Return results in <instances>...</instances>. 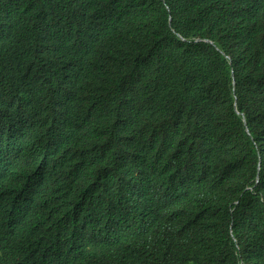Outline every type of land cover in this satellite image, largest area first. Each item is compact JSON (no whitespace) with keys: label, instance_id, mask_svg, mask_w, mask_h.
Listing matches in <instances>:
<instances>
[{"label":"trees","instance_id":"1","mask_svg":"<svg viewBox=\"0 0 264 264\" xmlns=\"http://www.w3.org/2000/svg\"><path fill=\"white\" fill-rule=\"evenodd\" d=\"M21 111L39 264H264V0H0V152Z\"/></svg>","mask_w":264,"mask_h":264},{"label":"clouds","instance_id":"2","mask_svg":"<svg viewBox=\"0 0 264 264\" xmlns=\"http://www.w3.org/2000/svg\"><path fill=\"white\" fill-rule=\"evenodd\" d=\"M134 29L141 40L139 27H134ZM204 40L212 43L208 39ZM225 56L229 58L227 55ZM235 110L238 113V110ZM241 115L242 121L245 124V116L243 114ZM28 123L27 111H21L15 116L8 118L4 124V129L21 127L22 130L17 132L0 152V198H12L14 193H20V184L16 173L18 171L30 170L34 167L33 148L35 138L31 134L29 128H24ZM246 131L248 132L247 128ZM24 138H29L31 140V148L29 150L19 148L20 141ZM223 147H225L224 144ZM103 170L104 167L95 171L99 176L102 174ZM162 221V217L157 216L152 223L154 228H158ZM153 240L155 242V247L162 252V256L159 259L160 263L165 264L172 253L170 239L166 236H156ZM22 248L24 247H20L14 244L12 240H5L0 236V264H39L32 251L25 252L22 251ZM38 256L41 257L42 264H49L50 256L40 255L39 253ZM57 264H63V262L60 261ZM191 264H194V262Z\"/></svg>","mask_w":264,"mask_h":264}]
</instances>
